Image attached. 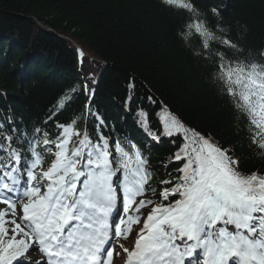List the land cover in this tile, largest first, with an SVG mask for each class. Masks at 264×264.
<instances>
[{
    "label": "snow or ice",
    "instance_id": "1",
    "mask_svg": "<svg viewBox=\"0 0 264 264\" xmlns=\"http://www.w3.org/2000/svg\"><path fill=\"white\" fill-rule=\"evenodd\" d=\"M161 4L181 16L177 38L212 68L211 84L237 121L246 118L250 146L264 157V64L235 58L238 46L219 23L211 24L218 9L203 11L193 0ZM77 54L82 65V50ZM81 91L89 100L83 111L55 121L50 132L47 124ZM128 91L131 111L135 77ZM92 96L85 80L58 99L43 127L22 129L11 117L10 127L0 122V264H32L36 250L42 254L36 264H113V241L134 230L131 248L119 244L125 264H264V173L240 171L233 149L189 127L149 91L162 130L152 127L142 104L136 123L157 143L167 137L176 148L157 194L148 156L131 137L102 130L106 123ZM45 152L53 157L47 168ZM173 162L181 163L177 175L167 171Z\"/></svg>",
    "mask_w": 264,
    "mask_h": 264
},
{
    "label": "trees",
    "instance_id": "2",
    "mask_svg": "<svg viewBox=\"0 0 264 264\" xmlns=\"http://www.w3.org/2000/svg\"><path fill=\"white\" fill-rule=\"evenodd\" d=\"M193 2L203 11L218 9L211 24L226 29L225 35L239 48L235 58L264 64V0ZM181 22V16L161 0H0V54H8L0 58V122L10 127L11 117L22 129L43 127L58 99L78 83L82 88L86 80L89 93L94 89L92 108L106 123L102 130L113 137L129 136L141 146L155 170L150 183L159 193L164 166L176 148L167 137L157 143L136 123L142 104L151 113L152 127L162 130L159 104L147 101L150 91L189 127L233 149L240 171L264 173V157L250 146L246 118L237 121L230 102L210 82L212 68L193 57L177 38ZM77 49L84 54L82 65ZM26 53H34V60H23ZM132 77L136 92L129 111ZM86 103L88 97L81 91L46 127L55 132V121L69 120ZM0 142H5L2 135ZM51 160L45 159L43 167ZM180 166L173 162L167 171L177 175Z\"/></svg>",
    "mask_w": 264,
    "mask_h": 264
},
{
    "label": "rangeland",
    "instance_id": "3",
    "mask_svg": "<svg viewBox=\"0 0 264 264\" xmlns=\"http://www.w3.org/2000/svg\"><path fill=\"white\" fill-rule=\"evenodd\" d=\"M7 56H8V54L7 53H2V54H0V58H7ZM30 56H34V53H30ZM0 66H2V64L0 63ZM50 154V153H49ZM44 155V157L46 158V157H48V156H51L52 157V155ZM153 195V194H152ZM152 195H149V196H147V197H151ZM146 197V198H147ZM3 206V205H2ZM2 206H0V208H2ZM150 210V208H148V209H144L143 211L145 212V215H146V213L148 212ZM135 227V226H134ZM136 239V232H135V230L132 232V234L129 236V238H128V241L127 242H122V240L123 239H121V240H119V241H116V244H115V247H116V252H119L120 253V256H122V254H123V252H122V250L120 249V247H119V244H124V246L125 247H128V248H130V244L132 243V241H134ZM40 253V252H39ZM39 253H38V251L36 250V251H33V252H31V254H30V256L28 257V259L29 260H31V262H32V264H36V261L37 260H41L42 258H41V256L39 255ZM116 257H119V256H116ZM116 263V262H115Z\"/></svg>",
    "mask_w": 264,
    "mask_h": 264
},
{
    "label": "bare ground",
    "instance_id": "4",
    "mask_svg": "<svg viewBox=\"0 0 264 264\" xmlns=\"http://www.w3.org/2000/svg\"><path fill=\"white\" fill-rule=\"evenodd\" d=\"M22 59L23 60H25V61H33L34 59L32 58V56H30V53H26V54H23L22 55ZM20 70L21 71H24V70H22L21 68H20ZM148 195L146 194V196L145 197H147ZM145 197H143V198H145ZM134 244V241H132V243L130 244L131 246L130 247H132V245ZM40 254V253H39ZM120 260H121V262H120ZM125 264V259H123L121 256H119V257H117V259H116V263L114 262L113 264Z\"/></svg>",
    "mask_w": 264,
    "mask_h": 264
}]
</instances>
